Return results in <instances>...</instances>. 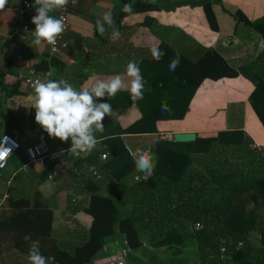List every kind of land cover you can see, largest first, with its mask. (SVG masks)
Segmentation results:
<instances>
[{"label": "crops", "instance_id": "0c3cea01", "mask_svg": "<svg viewBox=\"0 0 264 264\" xmlns=\"http://www.w3.org/2000/svg\"><path fill=\"white\" fill-rule=\"evenodd\" d=\"M25 2L30 3V9L24 8ZM117 2L118 0H77L73 5L69 0L66 13L69 28L64 36L67 46L55 56L50 55L46 41H42L41 45L33 43L36 25L32 23V18L38 15L36 9L42 5L36 4L35 0H7L5 8L0 9V72L5 73L3 84L9 89L19 83L20 91L28 95L25 101L11 99L5 102V93L0 90V138L8 134L21 144V149L8 160L6 168L0 174V264H31L29 254L15 246L21 229L19 226L15 228L13 218L16 213L24 212L25 209H16L12 202L19 199L29 200L30 209L34 206V199L45 205L53 216L49 239L61 250L71 253L84 240V233L90 220L81 211L93 192L105 197L120 198V201L116 202L119 218H137L134 227L141 245L135 249L125 246V236L116 229L115 236L104 241L103 251L107 257L102 260L96 257L90 264H104L109 257H118L120 254L124 256L126 264H199L198 245L192 235L195 232L191 230L194 223L177 219L174 213L170 212L172 205L160 206L158 199L150 196V193L145 192L142 197L140 185L132 187L135 183H132L131 179L139 172L137 167L122 179H117L116 173L113 174L102 166L101 178L98 180L85 175L78 176L73 172L74 168L96 164L103 153L108 154V160L112 159L109 146L119 155L117 159H112V169H123L130 164L129 159L125 162L120 161V158L123 159L120 157L121 145L124 151H127L128 158L136 164V160L138 161L142 155L147 154L151 157L150 151L157 141L173 142L172 135L175 133L192 132L196 137L204 138L188 129L187 125L181 129H173L174 123H182L187 115L191 114V104L197 96L196 93L202 89L200 99L207 92L203 86L206 82H220L205 80L191 99L184 118L159 120L156 123L158 131L156 134H119L120 130L126 129L142 117L141 109L136 101L130 99L132 96L127 90L131 82V78L126 74L128 62L137 63L146 82L143 90L145 91L150 89L153 80V71L148 64L153 50V37L158 36L173 49L181 53L183 51L178 48L179 38L175 39L177 33H174L180 26L166 24L164 20L167 17L163 18V15H167L165 12L131 15L118 24L109 25L103 14L110 12L111 20L114 22L112 9ZM48 15L58 19L57 10L49 12ZM100 28L104 29L103 35ZM114 30H119V39H113ZM207 48L219 50L226 59L225 51L213 46ZM190 49L192 50H189V53L192 55L189 57L194 59L200 50ZM51 59L54 63L48 70L50 80L70 83L77 92L86 88L91 93L96 83L101 81L109 83L110 78H114L115 75L121 76L124 88L115 96L109 97L105 93L103 97L98 98L92 93L94 105L109 103L113 114H105L102 120L103 132L92 126V135L96 137L98 144L88 155L80 149L76 150L78 155L74 154L71 151L72 138L61 141L59 138L49 137L35 122V108L28 100L29 97L35 96V92L25 88L23 81L37 74L33 69L34 65L49 62ZM60 86L64 87V84ZM140 104L145 108L148 102L141 101ZM117 136L121 145L110 141ZM260 141L264 142V138L262 137ZM35 144L58 156L59 170L53 181L47 180L51 172L50 163L46 162L40 166L27 161L24 149ZM129 151L139 155L133 158ZM91 157H94V163H89L85 159ZM89 182L92 184H88ZM171 220L173 222H170ZM183 232H187L186 235H183ZM113 248L115 250H112Z\"/></svg>", "mask_w": 264, "mask_h": 264}, {"label": "trees", "instance_id": "16d2710c", "mask_svg": "<svg viewBox=\"0 0 264 264\" xmlns=\"http://www.w3.org/2000/svg\"><path fill=\"white\" fill-rule=\"evenodd\" d=\"M126 3H133L134 14L123 11V5ZM199 3L208 26L217 32L218 21L212 10L215 3L211 0ZM180 4L170 6L159 3L158 0H118L112 9L113 24H118L131 15L173 12ZM235 15L234 33L238 26H242L261 34L264 39V18L252 23L244 18L240 10H237ZM152 47L148 61L153 71L152 86L143 91L142 98L130 97L141 109L142 117L126 129L120 130L119 134H156V123L159 120L184 118L191 99L205 80L234 79L239 74L238 69L235 70L222 53L213 48L197 52L198 55L191 59L189 56L192 54L189 51L181 53L158 36L153 37ZM153 51L158 54V59L154 58ZM177 58L175 70L170 71V65ZM53 63L51 59L49 62L34 65L33 69L36 72H45ZM250 71L256 81L255 89L250 95L251 105L264 127V63L257 68L250 67ZM4 79L5 73L0 72V90L5 93V102L11 99L25 101L28 95L20 91L19 83L8 89L3 84ZM141 101H147L148 105L142 108ZM163 106L166 108L162 110ZM110 141L121 145L119 136ZM219 145L230 146L244 153L251 150L252 140L239 129L219 132L211 138L196 137L195 141L190 143L157 141L150 151L151 175L146 176L144 182H139V190L145 192L147 189L150 196L158 199L160 206L172 205L170 212L174 213L177 219L202 225L201 230L192 233L198 245L199 264H222L219 260V249L223 245L228 247L229 260L226 264H264V175L242 178L235 172L224 171V165H221V169L217 168L211 163L210 154ZM121 149L120 157L123 159L120 158V161L130 160L127 168L112 169V159H117L119 155L111 146L109 150L113 158L102 165L113 174L116 173L117 179H122L136 168V164L128 158L127 151H124L123 145ZM85 159L89 163L95 161L94 157ZM196 160L203 166L204 172L201 174L195 169H190ZM252 189L259 195L249 196L254 202V208L246 211L241 194ZM216 193L218 198L215 199ZM118 201V196L110 198L94 192L89 196L87 205L81 211L90 220L84 240L80 246L68 253L49 239L52 233V212L42 203L39 204L37 199H34L32 209L29 200H15L11 203L13 207L25 209L24 212L16 213L13 218L15 228L19 226L21 229L15 246L27 254L35 249L45 259V264H90L97 254L103 251L105 239L114 237L118 229L125 235L127 246L135 249L141 245L134 227L137 218L120 219L116 206ZM251 232L259 233L260 246L254 247L250 244L248 235ZM237 243H242L238 249L235 248Z\"/></svg>", "mask_w": 264, "mask_h": 264}, {"label": "rangeland", "instance_id": "374dc122", "mask_svg": "<svg viewBox=\"0 0 264 264\" xmlns=\"http://www.w3.org/2000/svg\"><path fill=\"white\" fill-rule=\"evenodd\" d=\"M201 1L205 0H158L159 3L170 6L181 3L180 7L173 11L174 13L165 12L169 16L163 15V18L167 17L164 20L166 24L180 26V29H176L174 33H177L175 39L179 38L177 45L179 44L178 48L181 51L185 52L194 48L202 52L207 47L213 46L225 51L226 59L235 70L238 69L239 74L234 79L225 78L218 83L206 82L203 85L207 89L205 96L199 99L202 92L200 89L191 104V114L187 115L182 123H174L173 129H181L182 126L187 125L188 129L204 138L217 136L223 131L242 130L252 140L251 150L242 153L241 150L230 146L219 145L210 154L211 163L219 169L221 165H224L222 166L224 171L235 172L242 178L260 177L264 175V142L260 141L262 137L264 138V127L251 105L250 95L255 89L256 81L250 67L257 68L264 63V39L261 34L242 26H238L234 33L233 25L237 10H240L244 18L252 23L264 18V0H211L215 3L212 10L219 19L216 18L217 32L212 31L208 26L204 12L199 7L200 3L198 4ZM170 32L164 33L171 34ZM170 43L173 44V41L170 40ZM195 162L190 169L203 173V166L197 163L198 160ZM147 173L143 170L134 175L131 181L135 184L132 187L142 180L144 182L146 176H149ZM136 176L139 181L135 179ZM147 191L146 189L145 192ZM145 192H140L142 197ZM214 195L215 199L218 198L217 193ZM250 195L259 194L255 189L241 194L246 211L254 208ZM208 197L209 195L206 196ZM145 199L147 200L146 197ZM161 219L164 222L162 217ZM172 220L170 222H173ZM248 240L252 246H260L259 233L251 232Z\"/></svg>", "mask_w": 264, "mask_h": 264}, {"label": "clouds", "instance_id": "9594fccd", "mask_svg": "<svg viewBox=\"0 0 264 264\" xmlns=\"http://www.w3.org/2000/svg\"><path fill=\"white\" fill-rule=\"evenodd\" d=\"M71 2L75 5L77 0H71ZM35 3L42 7L36 9L38 15L32 18V23L36 25L33 43L41 45L42 41H46L50 45H55L57 37L65 31V24L63 17L56 19L49 16L48 13L65 8L69 0H35ZM6 4L7 0H0V9H4ZM123 11L134 14L133 3L124 4ZM103 16L109 25L113 24L110 12H105ZM99 30L103 35L104 29L100 28ZM119 37V30H114L113 39H119ZM153 56L159 58L155 51H153ZM177 63L178 58L173 61L169 70L174 71ZM126 74L131 78L130 87L127 90L130 91L133 98H142L146 82L135 61L128 62ZM60 84H64V87H61ZM122 88L124 85L120 74L110 78L109 83L103 81L96 83L91 93L86 88L77 92L70 83H65L63 80L59 83L51 80L43 83L37 80L34 84L35 96L33 97L35 100L33 105L35 122L44 129L49 137L59 138L61 141L72 137L71 151L78 155L76 150L80 149L85 155H88L98 144V140L92 135V126L94 125L96 130L103 132L102 120L105 114H113L112 106L109 103L94 105L92 93L98 98L103 97L105 93L109 97H113ZM164 108L166 106H163L162 110ZM0 159L3 157L0 156ZM2 166L0 164V167ZM136 167L138 171L147 169L148 174H151V157L147 154L142 155L136 162ZM25 238L27 239V237ZM29 260L31 264H45V259L35 249L29 251Z\"/></svg>", "mask_w": 264, "mask_h": 264}, {"label": "built area", "instance_id": "2783aa9c", "mask_svg": "<svg viewBox=\"0 0 264 264\" xmlns=\"http://www.w3.org/2000/svg\"><path fill=\"white\" fill-rule=\"evenodd\" d=\"M24 8L30 9L31 8L30 3L25 2ZM57 11H58V19L63 17L64 24H65V31L62 33L61 36L57 37V41L55 45H50L47 43L49 46L51 56L58 55L67 46V43L64 41L65 39L64 36L67 33L68 28H69L68 18L66 16V13L68 11V6H66L65 8L57 9ZM37 80L43 83H47L48 81H50V72L48 71L37 72V74H35L31 78H25L23 81V84L25 88L29 90H34V84ZM69 138H72V137H69ZM20 149H21V144L16 138L8 134H4L1 136L0 156H2L3 159H0V164H2L3 166L0 167V174L6 168L8 160L15 153H17ZM24 151H25V155H26L28 163L37 164L40 166L44 165L46 162L50 163L51 172L48 174L47 180L53 181L56 178V176L58 175V170H59V159H58L57 154L48 153L39 144L28 146L24 149ZM129 154L133 158L135 157L137 158V155H139V153L131 152V151H129ZM107 160H108V154L103 153L100 155V158L98 162H96V164L84 165L82 168H74L73 172L74 174L78 176L85 175L88 178H93V179L98 180L101 178L100 166H102L104 162ZM135 179H138V177L136 176ZM201 229H202V225L198 222L194 223L191 228V230L194 232L199 231ZM124 245L127 246L126 241ZM241 246H242V243H237L235 248L238 249ZM219 260L222 264H226L227 261L229 260L228 247L225 245L221 246L219 249ZM104 264H126V262H125L124 256L120 254L118 257H109V259H107L104 262Z\"/></svg>", "mask_w": 264, "mask_h": 264}, {"label": "water", "instance_id": "95a60500", "mask_svg": "<svg viewBox=\"0 0 264 264\" xmlns=\"http://www.w3.org/2000/svg\"><path fill=\"white\" fill-rule=\"evenodd\" d=\"M28 100L33 103V105L35 104V100L33 99V97H29ZM196 139V134L195 133H175L172 135V140L173 142L176 143H190V142H194ZM97 259L102 260L105 259L107 257V254L105 251L100 252L97 254Z\"/></svg>", "mask_w": 264, "mask_h": 264}]
</instances>
